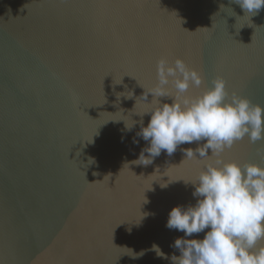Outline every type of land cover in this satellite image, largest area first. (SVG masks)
<instances>
[{"label": "water", "instance_id": "obj_1", "mask_svg": "<svg viewBox=\"0 0 264 264\" xmlns=\"http://www.w3.org/2000/svg\"><path fill=\"white\" fill-rule=\"evenodd\" d=\"M162 58L202 75L188 96L222 78L229 99L264 106V9L250 17L233 0H0V264H173L177 238H204L208 229L185 237L166 225L172 208L197 201L189 181L216 157L184 150L206 141L137 161L149 146L140 121L151 118L138 114L158 106L149 92ZM221 158L264 167V140L246 136Z\"/></svg>", "mask_w": 264, "mask_h": 264}, {"label": "clouds", "instance_id": "obj_2", "mask_svg": "<svg viewBox=\"0 0 264 264\" xmlns=\"http://www.w3.org/2000/svg\"><path fill=\"white\" fill-rule=\"evenodd\" d=\"M233 2L250 17L264 9V0ZM157 78L158 85L149 93L159 101L158 106L138 114L151 116L147 126L141 119L137 133L149 145L142 150L139 164H150L162 151L172 155L179 145L194 141L206 143L195 151L185 149L186 158L216 157L196 181H189L195 185L196 203L178 205L169 213L166 226L183 232L185 237L208 229L202 240L177 238L172 247L181 255L172 256L173 264H264V247L256 248L264 239V167L225 163L221 158L226 149L246 136L253 143L264 140V106H253L236 93L229 99L222 78L214 79L212 87L201 95L188 96L190 88L202 85L203 77L180 58L174 64L160 59ZM161 97H170L173 102L162 104ZM134 124L126 125L131 130ZM153 248L159 249L156 245Z\"/></svg>", "mask_w": 264, "mask_h": 264}]
</instances>
